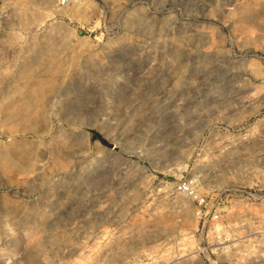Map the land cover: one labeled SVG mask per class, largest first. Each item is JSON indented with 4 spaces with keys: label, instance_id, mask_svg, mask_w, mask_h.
Returning a JSON list of instances; mask_svg holds the SVG:
<instances>
[{
    "label": "rangeland",
    "instance_id": "rangeland-1",
    "mask_svg": "<svg viewBox=\"0 0 264 264\" xmlns=\"http://www.w3.org/2000/svg\"><path fill=\"white\" fill-rule=\"evenodd\" d=\"M0 264H264V0H0Z\"/></svg>",
    "mask_w": 264,
    "mask_h": 264
},
{
    "label": "built area",
    "instance_id": "built-area-1",
    "mask_svg": "<svg viewBox=\"0 0 264 264\" xmlns=\"http://www.w3.org/2000/svg\"><path fill=\"white\" fill-rule=\"evenodd\" d=\"M176 188L182 192L189 193L190 195H192L195 198V200L199 206H201L203 203H205V199L203 197H198V196L194 195L192 187H191V183L181 182V183H178L176 185Z\"/></svg>",
    "mask_w": 264,
    "mask_h": 264
},
{
    "label": "bare ground",
    "instance_id": "bare-ground-1",
    "mask_svg": "<svg viewBox=\"0 0 264 264\" xmlns=\"http://www.w3.org/2000/svg\"><path fill=\"white\" fill-rule=\"evenodd\" d=\"M38 84V83H37ZM40 84V83H39ZM43 85V84H42ZM21 109V108H20ZM21 111V110H20Z\"/></svg>",
    "mask_w": 264,
    "mask_h": 264
}]
</instances>
